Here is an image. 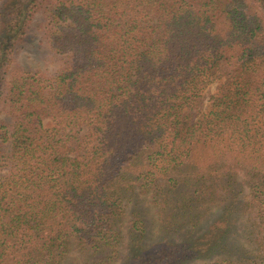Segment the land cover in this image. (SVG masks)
<instances>
[{
    "label": "trees",
    "instance_id": "1",
    "mask_svg": "<svg viewBox=\"0 0 264 264\" xmlns=\"http://www.w3.org/2000/svg\"><path fill=\"white\" fill-rule=\"evenodd\" d=\"M3 109L0 264H264V0H0Z\"/></svg>",
    "mask_w": 264,
    "mask_h": 264
},
{
    "label": "rangeland",
    "instance_id": "2",
    "mask_svg": "<svg viewBox=\"0 0 264 264\" xmlns=\"http://www.w3.org/2000/svg\"><path fill=\"white\" fill-rule=\"evenodd\" d=\"M42 19L43 17L38 14L36 18L34 19L32 25H31V30H30V36L28 41L25 43L23 49L19 52L17 55V60L14 64L13 67V72L16 70L22 69V70H31V71H46V72H54L57 67H59V63L54 61L50 54L48 53L47 46L43 41V31H42ZM218 83L213 82L210 84L205 91V100L216 92L217 90ZM7 109H3L0 113V118L8 122L9 118L7 115ZM143 199V203L139 204V206L147 211L148 215H152V210L151 209V201L147 198L141 197ZM135 204L132 202L128 205L127 207V215L125 216V222H127V219L130 217V210H132L133 206ZM154 211V210H153ZM127 224V223H126ZM153 234H157V228H153ZM125 252L121 251L120 256H124ZM71 259L67 262L69 263L74 259V261H79L81 262L82 259L81 257L76 253L72 252L71 253ZM213 259L209 260H191L190 262L186 264H206L212 261ZM121 261H115L112 264H120Z\"/></svg>",
    "mask_w": 264,
    "mask_h": 264
}]
</instances>
